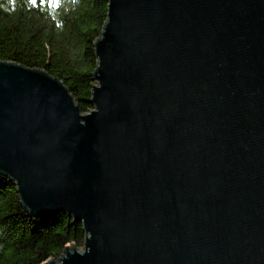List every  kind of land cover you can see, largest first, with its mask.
Listing matches in <instances>:
<instances>
[{
    "label": "water",
    "instance_id": "obj_1",
    "mask_svg": "<svg viewBox=\"0 0 264 264\" xmlns=\"http://www.w3.org/2000/svg\"><path fill=\"white\" fill-rule=\"evenodd\" d=\"M82 113L0 61V174L83 223L43 264H264V0H110Z\"/></svg>",
    "mask_w": 264,
    "mask_h": 264
},
{
    "label": "trees",
    "instance_id": "obj_2",
    "mask_svg": "<svg viewBox=\"0 0 264 264\" xmlns=\"http://www.w3.org/2000/svg\"><path fill=\"white\" fill-rule=\"evenodd\" d=\"M110 0H0V61L46 71L61 80L82 113L92 111L96 42ZM83 223L65 213L34 216L18 187L0 174V264H43L68 246L83 247Z\"/></svg>",
    "mask_w": 264,
    "mask_h": 264
},
{
    "label": "rangeland",
    "instance_id": "obj_3",
    "mask_svg": "<svg viewBox=\"0 0 264 264\" xmlns=\"http://www.w3.org/2000/svg\"><path fill=\"white\" fill-rule=\"evenodd\" d=\"M73 247H74L73 245L70 246V249L73 250ZM76 249H80V250H82L83 248H82V247H78V248H76Z\"/></svg>",
    "mask_w": 264,
    "mask_h": 264
}]
</instances>
